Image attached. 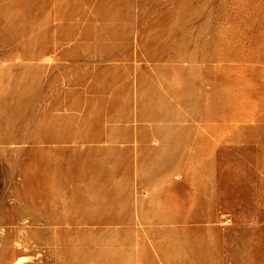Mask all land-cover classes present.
I'll list each match as a JSON object with an SVG mask.
<instances>
[{
  "label": "rangeland",
  "instance_id": "374dc122",
  "mask_svg": "<svg viewBox=\"0 0 264 264\" xmlns=\"http://www.w3.org/2000/svg\"><path fill=\"white\" fill-rule=\"evenodd\" d=\"M21 257L264 264V0H0V264Z\"/></svg>",
  "mask_w": 264,
  "mask_h": 264
},
{
  "label": "bare ground",
  "instance_id": "6f19581e",
  "mask_svg": "<svg viewBox=\"0 0 264 264\" xmlns=\"http://www.w3.org/2000/svg\"><path fill=\"white\" fill-rule=\"evenodd\" d=\"M25 261H27V257H21L18 260H16L14 264H22Z\"/></svg>",
  "mask_w": 264,
  "mask_h": 264
},
{
  "label": "built area",
  "instance_id": "2783aa9c",
  "mask_svg": "<svg viewBox=\"0 0 264 264\" xmlns=\"http://www.w3.org/2000/svg\"><path fill=\"white\" fill-rule=\"evenodd\" d=\"M229 220H231V219H229Z\"/></svg>",
  "mask_w": 264,
  "mask_h": 264
}]
</instances>
